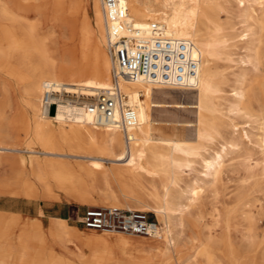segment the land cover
<instances>
[{
    "label": "bare ground",
    "instance_id": "6f19581e",
    "mask_svg": "<svg viewBox=\"0 0 264 264\" xmlns=\"http://www.w3.org/2000/svg\"><path fill=\"white\" fill-rule=\"evenodd\" d=\"M122 1L132 24L163 25L198 59L186 87L119 81L136 118L126 134L87 111L113 86L100 0H0V196L96 194L132 211L113 187H134L135 210L160 224L155 259L81 248L121 231L0 209V264H264V0Z\"/></svg>",
    "mask_w": 264,
    "mask_h": 264
},
{
    "label": "built area",
    "instance_id": "2783aa9c",
    "mask_svg": "<svg viewBox=\"0 0 264 264\" xmlns=\"http://www.w3.org/2000/svg\"><path fill=\"white\" fill-rule=\"evenodd\" d=\"M100 3L113 86L101 90L87 111L94 125L112 126L126 134L136 125V118L133 108L125 102L119 81L126 78L161 86L186 87V79L196 74L198 59L189 58L188 40L167 34L163 25L149 22L136 27L132 24L122 0H100ZM76 222L94 230L146 236L159 231L158 223L149 222L144 214L112 208H87L77 215Z\"/></svg>",
    "mask_w": 264,
    "mask_h": 264
},
{
    "label": "rangeland",
    "instance_id": "374dc122",
    "mask_svg": "<svg viewBox=\"0 0 264 264\" xmlns=\"http://www.w3.org/2000/svg\"><path fill=\"white\" fill-rule=\"evenodd\" d=\"M59 44L62 46L63 41L60 40ZM181 111L178 113V116L181 117L182 119H186L189 121H192L194 119V114L192 112L193 109L192 110L190 109L188 111H182V112ZM238 120L239 119H236V123L240 122L239 125H242V122L244 120L242 119H240L239 121ZM244 125L245 124H243V126ZM105 165L112 166L109 162H106V161H105ZM142 181L144 185L146 186L148 183H154V185H158L157 181L155 180L152 181L146 174H143ZM100 189L103 191L105 190L104 188H100ZM128 190L130 191L133 190V191L130 192V194H128L129 197H124L119 191V188L117 186L113 187V191L115 192V195L122 202L127 203L131 207V209H133L132 211L138 212L139 214H144L146 216V219L149 222L158 223L159 229H160L159 221L153 212L135 210L137 208L135 207L136 205L135 199L142 198L139 195L142 192L134 187H131V188L129 187ZM93 196L95 197V203L93 204V206L68 202L65 207L60 206L54 214L55 215L57 214L58 216L66 215L68 225L77 227L79 229H83L84 227L76 222L77 215H80L87 208L89 209L109 208V206H106V204L101 200L99 196H97L96 194H93ZM28 202H35L38 205L40 203L43 204L45 202H53V201H48V200L45 201L42 199L28 200L25 198H13L9 196H0V207L1 206L6 207L8 210L18 209L20 207L28 208V206L26 205ZM115 209H119L120 211H124V212L128 211L126 208H121V207H118ZM97 231L99 232H97L96 234L99 236L101 234L100 232L101 230H97ZM17 233H18V230H14V232L11 234V239H15L17 236ZM123 233H125V235H121V236L108 235L104 237H97L91 240L86 246L84 245L81 248L87 254L90 252L108 253V254H111L113 257H115V259L124 260V261H128V260L130 261V260H134L140 257H145L151 260L155 259V252L148 246L149 240L151 239L150 236L141 235V238H133L132 236L126 235V232H123ZM133 239H137V240H133ZM49 248L54 249L57 255L63 256L66 259H71L70 256H68L67 254H62L61 251H59L55 246L51 245L49 246ZM0 255H3L2 251H0Z\"/></svg>",
    "mask_w": 264,
    "mask_h": 264
},
{
    "label": "crops",
    "instance_id": "0c3cea01",
    "mask_svg": "<svg viewBox=\"0 0 264 264\" xmlns=\"http://www.w3.org/2000/svg\"><path fill=\"white\" fill-rule=\"evenodd\" d=\"M68 202L66 201H60V202H45V203H40L36 204L35 202H28L26 207H20L18 209H10L8 210L6 207L1 206L0 209L10 211V212H18L21 214H26L31 217H38L39 212L41 211L42 214L46 217H56V218H62L67 222V217L66 215L63 216H58L57 214L55 215L54 213L57 211V209L60 206L65 207Z\"/></svg>",
    "mask_w": 264,
    "mask_h": 264
}]
</instances>
